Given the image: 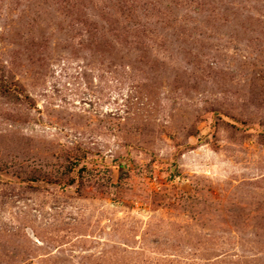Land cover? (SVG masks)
<instances>
[{
    "label": "rangeland",
    "instance_id": "obj_1",
    "mask_svg": "<svg viewBox=\"0 0 264 264\" xmlns=\"http://www.w3.org/2000/svg\"><path fill=\"white\" fill-rule=\"evenodd\" d=\"M0 264H264V0H0Z\"/></svg>",
    "mask_w": 264,
    "mask_h": 264
}]
</instances>
